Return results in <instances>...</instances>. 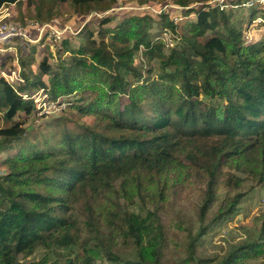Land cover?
Returning <instances> with one entry per match:
<instances>
[{
	"label": "trees",
	"instance_id": "obj_1",
	"mask_svg": "<svg viewBox=\"0 0 264 264\" xmlns=\"http://www.w3.org/2000/svg\"><path fill=\"white\" fill-rule=\"evenodd\" d=\"M72 1L85 24L60 38L46 29L41 40L54 51L25 44L18 56L12 44L15 52L0 54V112L11 121L20 111L39 113L41 94L54 101L92 90L81 111L95 116V127H61L56 142L46 134L42 144L26 140L7 158L8 171L0 175V264H57L62 257L65 264H166L161 211L198 169H209V190L223 166L238 180L242 173L264 184V39L244 42L246 33H264V0L247 1L244 32L230 25L231 13L207 0H180L165 10L148 2L137 5L142 9L124 5L116 13L104 11L105 0ZM114 16L118 22L108 26ZM90 24L100 27L89 30ZM141 49L158 63L151 79L137 65ZM34 56H40L37 69ZM22 134L0 137V152ZM240 198L225 211L234 212ZM83 199L95 221L80 211ZM184 235L185 262L211 264L198 252L200 234ZM120 237L132 240L135 259L116 253ZM39 250L41 257L32 259ZM212 264H264V221Z\"/></svg>",
	"mask_w": 264,
	"mask_h": 264
},
{
	"label": "rangeland",
	"instance_id": "obj_2",
	"mask_svg": "<svg viewBox=\"0 0 264 264\" xmlns=\"http://www.w3.org/2000/svg\"><path fill=\"white\" fill-rule=\"evenodd\" d=\"M17 1L0 0V19L16 17L32 35L38 31L41 25H45L46 29H51V27L58 28L59 30L70 28L75 31V29L83 27L85 24L84 21L79 20L77 17L75 4L72 0L64 2L60 0H23L19 4H17ZM179 1L105 0L104 2H100V5L104 7L106 13H116L124 5L136 7L148 2V4L153 6L164 4V9H167L173 3H178ZM247 1L253 5V2L256 3L258 0H238L241 4L233 2V0H207L208 3L218 5L231 13L232 19L230 25L234 24L243 32L245 31V24L243 22L246 21L244 19L248 15ZM199 4V2H196L195 5ZM93 14H90L87 20L91 19ZM114 18L115 20L108 24V26L114 27L116 25L118 16H114ZM89 27V30H97L100 24H90ZM179 29L186 39L189 35L187 22L181 21ZM82 31H85V29ZM208 33L210 34L211 32ZM167 37L171 40L172 36L167 35ZM263 39L264 33L261 36H254L251 33L244 35L245 45L256 44ZM48 40L51 43L53 39L48 38ZM183 43L187 47L185 40H183ZM12 44L16 46L17 52L15 55L18 56L19 48L24 47L25 44L36 45V49L40 53H46L49 50L54 51L55 49V46L50 47L42 40L24 41L22 43L20 40L15 39L12 41ZM28 51L25 52V55L31 57ZM10 53L13 52L3 55L7 56ZM69 55L67 53L64 57H68ZM136 58L137 65L144 72L146 79H151L158 75L160 72L158 63L148 59L143 49L137 52ZM34 59H36V63L32 67L37 69V62L40 56H34ZM13 61V59L7 61L5 75H8V70L13 69L11 68L14 64ZM17 75V71L12 72L13 78H16ZM94 95L95 93L89 90L85 93L77 92L64 96L63 98L66 99V102H69L67 108L47 115H41L38 112L27 114L24 111H20L13 120L8 121L5 119L4 113L0 112V129L9 132L8 135L0 134V137L3 138L2 140L9 135L23 132L21 137L13 141L9 148L0 152V175H4L8 171L5 164L7 158L16 155L21 148L19 146L25 143L26 140L30 143L38 144L40 142L42 144L41 140H43L46 134V137L48 135V137L54 138L52 142H56L59 136L55 134L61 127L65 126L74 131L76 129L80 130V127H95V116L81 111V108L86 106L93 99ZM46 131L50 132L46 133ZM182 160L190 162L183 157ZM229 171L233 172L227 166H223L221 170H218L209 190L211 179L209 169L206 171L200 168L186 183L183 191L171 194L170 200L161 211V219L167 235L164 248L166 264H191L185 262L187 259H185L187 252V236L184 235L185 231H187V234H192L196 237L200 234L201 238L197 245L198 252L202 253L203 259L212 260V264L215 261H219V257L226 255L229 248L235 242L252 233L264 221V184H258L255 180L242 173H237L241 175L240 180H238L232 174H229ZM181 187L177 186V188ZM174 189L172 187V190ZM209 194L212 196L211 202H207ZM238 194L241 195V198L237 202H234L236 205L234 212L225 211L232 208L233 199ZM86 199L82 200L79 209L86 218L95 221L94 219H98V217L89 209ZM121 201L122 206H125L126 203L123 200ZM114 249L123 258L133 260L137 257V250L132 240L120 237L115 243ZM41 255L42 251L39 250L32 259H39ZM57 262V264H65V259L63 257L58 258Z\"/></svg>",
	"mask_w": 264,
	"mask_h": 264
},
{
	"label": "built area",
	"instance_id": "obj_3",
	"mask_svg": "<svg viewBox=\"0 0 264 264\" xmlns=\"http://www.w3.org/2000/svg\"><path fill=\"white\" fill-rule=\"evenodd\" d=\"M125 7V6H124ZM121 7V8H124ZM130 8H139L142 9L141 6L133 7L129 5ZM165 10V9H164ZM46 31L45 25H41L38 28V37H32L31 33L28 31V29L19 21L11 20V19H0V43L9 44L8 47L4 48L0 46V54L11 52L12 50H15V48L12 46V41L15 39L20 40L22 43L24 41H35V40H41L44 32ZM50 31L54 34L57 38H60L61 35L65 32H74L73 29L70 28H64V29H58L51 27ZM164 35L167 37V35H171L169 32H165ZM168 38V37H167ZM180 40V37H179ZM174 42L171 39L170 45H173ZM8 76V75H7ZM47 94H41L40 97L37 99L39 101V114L41 115H47L51 114L53 112H56L61 109H66L69 102H66V99L63 97H59L54 101H48L46 99Z\"/></svg>",
	"mask_w": 264,
	"mask_h": 264
},
{
	"label": "crops",
	"instance_id": "obj_4",
	"mask_svg": "<svg viewBox=\"0 0 264 264\" xmlns=\"http://www.w3.org/2000/svg\"><path fill=\"white\" fill-rule=\"evenodd\" d=\"M11 52H15V50H12ZM8 53V52H7ZM16 53V52H15Z\"/></svg>",
	"mask_w": 264,
	"mask_h": 264
}]
</instances>
